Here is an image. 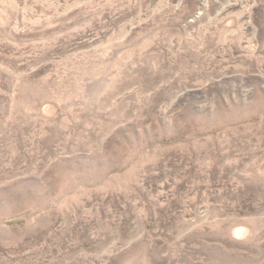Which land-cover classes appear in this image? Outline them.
I'll return each mask as SVG.
<instances>
[{
	"label": "rangeland",
	"instance_id": "obj_1",
	"mask_svg": "<svg viewBox=\"0 0 264 264\" xmlns=\"http://www.w3.org/2000/svg\"><path fill=\"white\" fill-rule=\"evenodd\" d=\"M0 264H264V0H0Z\"/></svg>",
	"mask_w": 264,
	"mask_h": 264
}]
</instances>
